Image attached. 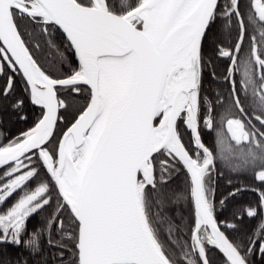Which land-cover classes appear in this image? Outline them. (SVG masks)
<instances>
[{"label": "snow or ice", "instance_id": "1", "mask_svg": "<svg viewBox=\"0 0 264 264\" xmlns=\"http://www.w3.org/2000/svg\"><path fill=\"white\" fill-rule=\"evenodd\" d=\"M0 169V264H264V0H0Z\"/></svg>", "mask_w": 264, "mask_h": 264}, {"label": "trees", "instance_id": "2", "mask_svg": "<svg viewBox=\"0 0 264 264\" xmlns=\"http://www.w3.org/2000/svg\"><path fill=\"white\" fill-rule=\"evenodd\" d=\"M121 2H123V0H121ZM242 3L246 6L248 3V0H242ZM44 55L50 56V58L53 61H55L57 57V53L54 49L45 48ZM214 63L216 67V79L212 80L211 77L206 76L205 77V87L206 89H208L209 92L215 91L216 93H223L225 96H227L228 93L230 92V84L224 80V76H225V70L230 69L229 61L227 59L214 58ZM234 72H236L235 80H236V85H237V92L240 96L242 104L244 105L246 110H248V106L251 101V96L249 94L246 97L245 93L241 90V86L243 84V70L240 69L237 72V70L234 68ZM253 123H255V121H253ZM8 124L10 123L6 124V128L11 133L13 134L18 133V131L20 130L18 129L19 126L11 127ZM26 127L27 125L25 126V128ZM257 127H259L258 124H257ZM185 138L188 139L187 134ZM205 139L210 141L211 137L206 136ZM233 146L236 147L235 144H233ZM0 171H2V169H0ZM223 171H224L223 177L218 179L220 193H226L229 190L230 188L228 184L229 180L232 181L231 187H235V186L252 187L254 186L252 176L250 173L248 174L240 173L237 175V177H234V175L231 173V170L223 169ZM173 187L177 190H180L181 188H183V178L182 177L178 178L175 184L173 185ZM238 199L241 202H253L254 203L257 197H256V194L252 191H243L238 196ZM180 207H181L180 205H176L177 209H179ZM33 223H35V221H33ZM245 225L250 229L251 227L255 225V221L245 220Z\"/></svg>", "mask_w": 264, "mask_h": 264}, {"label": "flooded vegetation", "instance_id": "3", "mask_svg": "<svg viewBox=\"0 0 264 264\" xmlns=\"http://www.w3.org/2000/svg\"><path fill=\"white\" fill-rule=\"evenodd\" d=\"M8 125H10L11 127H12V126H13V127H14V126H19L18 129H24L25 126H26V125H24V124H15L14 122H13V123H10V124H8ZM231 173L234 175V177H237V175H238V174H236V173H234V172H232V171H231Z\"/></svg>", "mask_w": 264, "mask_h": 264}, {"label": "water", "instance_id": "4", "mask_svg": "<svg viewBox=\"0 0 264 264\" xmlns=\"http://www.w3.org/2000/svg\"><path fill=\"white\" fill-rule=\"evenodd\" d=\"M232 71H234V68H231ZM243 192V191H242Z\"/></svg>", "mask_w": 264, "mask_h": 264}]
</instances>
